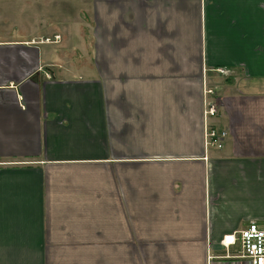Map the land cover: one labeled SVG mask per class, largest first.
Returning <instances> with one entry per match:
<instances>
[{
    "label": "crops",
    "instance_id": "1",
    "mask_svg": "<svg viewBox=\"0 0 264 264\" xmlns=\"http://www.w3.org/2000/svg\"><path fill=\"white\" fill-rule=\"evenodd\" d=\"M29 2L0 38V264H244L219 242L264 228V0L77 1L91 35Z\"/></svg>",
    "mask_w": 264,
    "mask_h": 264
},
{
    "label": "built area",
    "instance_id": "2",
    "mask_svg": "<svg viewBox=\"0 0 264 264\" xmlns=\"http://www.w3.org/2000/svg\"><path fill=\"white\" fill-rule=\"evenodd\" d=\"M217 74L228 76L230 71L225 68H217L214 70ZM205 96L211 95L212 91L207 90ZM218 101L215 99H204V116L214 117L217 114ZM227 133L223 130L207 127L204 134L205 148L216 147L221 148V141L226 137ZM220 246L228 249L232 246H238L237 254L244 264H264V228L252 222L247 227L241 229L237 233L226 234L219 242Z\"/></svg>",
    "mask_w": 264,
    "mask_h": 264
},
{
    "label": "rangeland",
    "instance_id": "3",
    "mask_svg": "<svg viewBox=\"0 0 264 264\" xmlns=\"http://www.w3.org/2000/svg\"><path fill=\"white\" fill-rule=\"evenodd\" d=\"M65 4L70 2V5H65L64 10L71 12V18L67 24H70V32L72 35H91V28L87 25L86 30L83 25L87 19V12L85 9L77 8L75 3L78 1L84 4L85 1L91 3L93 0H65ZM68 1V2H67ZM35 7L36 5L32 3ZM74 5V6H72ZM35 7H32L31 3L28 1L22 0H0V38H23L27 37V32L33 29V21L35 23L36 18L33 17V12ZM55 8H59V5ZM47 10V9H46ZM77 10V11H76ZM89 10V9H88ZM76 11V16H75ZM89 12V11H88ZM57 17H59L58 11H56ZM79 17L82 18V27L79 25ZM62 21L56 20L55 29L61 31ZM37 26V24H36ZM84 29V30H83ZM69 31V29H68ZM10 33L11 35H6ZM5 34V35H2ZM74 38V37H73ZM54 40V38L52 39ZM74 42V43H73ZM89 42V41H88ZM72 43L75 44L76 40H72ZM88 45V44H87ZM89 46V45H88Z\"/></svg>",
    "mask_w": 264,
    "mask_h": 264
}]
</instances>
